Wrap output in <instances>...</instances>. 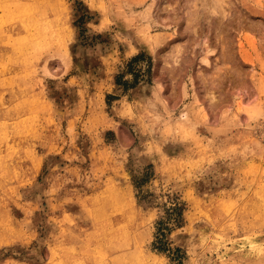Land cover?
Returning <instances> with one entry per match:
<instances>
[{
  "label": "rangeland",
  "instance_id": "1",
  "mask_svg": "<svg viewBox=\"0 0 264 264\" xmlns=\"http://www.w3.org/2000/svg\"><path fill=\"white\" fill-rule=\"evenodd\" d=\"M0 264H264V0H0Z\"/></svg>",
  "mask_w": 264,
  "mask_h": 264
}]
</instances>
